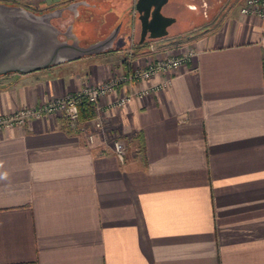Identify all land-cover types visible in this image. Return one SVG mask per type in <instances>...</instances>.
I'll list each match as a JSON object with an SVG mask.
<instances>
[{
    "label": "crops",
    "instance_id": "0c3cea01",
    "mask_svg": "<svg viewBox=\"0 0 264 264\" xmlns=\"http://www.w3.org/2000/svg\"><path fill=\"white\" fill-rule=\"evenodd\" d=\"M137 1L0 0L51 13L22 64L48 65L0 75V116L124 73L125 60L193 53L155 94L122 108L111 103L144 84L102 98L85 132L57 115L0 130V264H264V23L240 14L243 0H166L153 54Z\"/></svg>",
    "mask_w": 264,
    "mask_h": 264
},
{
    "label": "built area",
    "instance_id": "2783aa9c",
    "mask_svg": "<svg viewBox=\"0 0 264 264\" xmlns=\"http://www.w3.org/2000/svg\"><path fill=\"white\" fill-rule=\"evenodd\" d=\"M136 4V3H135ZM134 13H138L134 5ZM240 14L258 19L264 23V0H243L240 7ZM147 42L148 52L155 53L153 42L148 38L144 40ZM193 53L186 52L184 55L173 56H157L154 60L146 61L145 64H137L134 61L129 62L126 72L114 76H109L102 82L91 83L87 81L84 86L76 92L68 93L63 97L52 99L50 101L41 103L37 108H21L5 116H0V130L8 129L16 126H23L30 120H40L47 116H60L63 118L70 128L85 132L86 126L84 123L78 121V108L80 100L85 97L92 102L95 109L98 110L102 98L107 97L110 93L115 91L118 87L136 86L144 84L133 92H122L112 103L111 106L122 108L134 99H143L151 94H155L168 85V79L172 76L178 68L183 65ZM161 74L166 77L158 84H152V78ZM94 131L87 134L89 142L93 141L96 133L102 130V125L99 119L93 122ZM111 148L118 160L123 161L125 156V146L119 139H115L111 143Z\"/></svg>",
    "mask_w": 264,
    "mask_h": 264
},
{
    "label": "water",
    "instance_id": "95a60500",
    "mask_svg": "<svg viewBox=\"0 0 264 264\" xmlns=\"http://www.w3.org/2000/svg\"><path fill=\"white\" fill-rule=\"evenodd\" d=\"M166 0H138L135 9L141 22V38L143 42L148 38H159L166 32L167 23L160 17L159 10ZM51 13L40 16L33 15L21 6H12L0 3V75L11 72H25L39 69L48 64L27 68L23 61L30 52L32 39V25L46 20ZM159 27L163 30L153 37L151 28ZM149 32V33H147ZM90 49L84 50L88 52Z\"/></svg>",
    "mask_w": 264,
    "mask_h": 264
},
{
    "label": "trees",
    "instance_id": "16d2710c",
    "mask_svg": "<svg viewBox=\"0 0 264 264\" xmlns=\"http://www.w3.org/2000/svg\"><path fill=\"white\" fill-rule=\"evenodd\" d=\"M124 62H126V63L128 62L126 64L127 69H128L129 60L128 61L125 60ZM77 108H78V121L80 123H85V122L92 120L96 117V109H95L94 104L92 102L88 101V99L85 97H83L80 100L79 104L77 105Z\"/></svg>",
    "mask_w": 264,
    "mask_h": 264
},
{
    "label": "rangeland",
    "instance_id": "374dc122",
    "mask_svg": "<svg viewBox=\"0 0 264 264\" xmlns=\"http://www.w3.org/2000/svg\"><path fill=\"white\" fill-rule=\"evenodd\" d=\"M197 7H198V11H200L201 17L204 18L203 14H205L207 16L206 20L207 19H209V20L212 19L210 22H212V21L214 22L216 20L221 19L223 17V14H224V9H222V8L218 9V10H210L209 8H205V10H201L199 5H197ZM199 29L193 31L192 33H195L196 31H199ZM178 42H181V41L179 40ZM153 44L155 45V43H153Z\"/></svg>",
    "mask_w": 264,
    "mask_h": 264
},
{
    "label": "bare ground",
    "instance_id": "6f19581e",
    "mask_svg": "<svg viewBox=\"0 0 264 264\" xmlns=\"http://www.w3.org/2000/svg\"><path fill=\"white\" fill-rule=\"evenodd\" d=\"M152 32L153 37H156L159 33H161L163 30L159 29V27H153L150 29Z\"/></svg>",
    "mask_w": 264,
    "mask_h": 264
}]
</instances>
